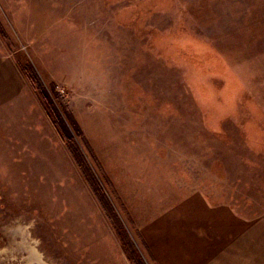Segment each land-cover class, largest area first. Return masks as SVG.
Wrapping results in <instances>:
<instances>
[{
	"label": "rangeland",
	"instance_id": "obj_1",
	"mask_svg": "<svg viewBox=\"0 0 264 264\" xmlns=\"http://www.w3.org/2000/svg\"><path fill=\"white\" fill-rule=\"evenodd\" d=\"M254 225L264 0H0V264H264Z\"/></svg>",
	"mask_w": 264,
	"mask_h": 264
},
{
	"label": "trees",
	"instance_id": "obj_2",
	"mask_svg": "<svg viewBox=\"0 0 264 264\" xmlns=\"http://www.w3.org/2000/svg\"><path fill=\"white\" fill-rule=\"evenodd\" d=\"M46 89V88H45ZM44 95H45V99L47 100V102L51 105V107L53 108V110L55 111V114L52 115L53 116V120H54V123L56 124L57 126V129L61 132V134L63 136L65 135H68L69 132H68V128L67 126L65 125L64 121L62 120L59 112H58V108L54 102V99L53 97L51 96V94L46 90H44ZM56 98L59 99L60 103L62 104L61 106H63L64 108L67 109L68 111V104H67V101L65 100V98L63 97H59L58 95H56ZM67 104V105H66Z\"/></svg>",
	"mask_w": 264,
	"mask_h": 264
},
{
	"label": "crops",
	"instance_id": "obj_3",
	"mask_svg": "<svg viewBox=\"0 0 264 264\" xmlns=\"http://www.w3.org/2000/svg\"><path fill=\"white\" fill-rule=\"evenodd\" d=\"M251 232L253 234V240L243 232L242 241L244 244H250L251 242L254 244H264V228L261 225L251 226Z\"/></svg>",
	"mask_w": 264,
	"mask_h": 264
},
{
	"label": "bare ground",
	"instance_id": "obj_4",
	"mask_svg": "<svg viewBox=\"0 0 264 264\" xmlns=\"http://www.w3.org/2000/svg\"><path fill=\"white\" fill-rule=\"evenodd\" d=\"M31 251H32V253H35L37 255V257H38L39 254L36 251H34L33 249H31ZM39 259H40V256H39Z\"/></svg>",
	"mask_w": 264,
	"mask_h": 264
}]
</instances>
